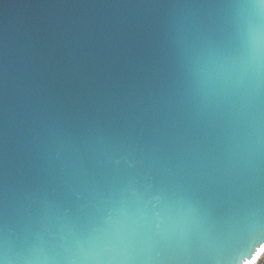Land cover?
Returning a JSON list of instances; mask_svg holds the SVG:
<instances>
[{
    "label": "water",
    "instance_id": "obj_1",
    "mask_svg": "<svg viewBox=\"0 0 264 264\" xmlns=\"http://www.w3.org/2000/svg\"><path fill=\"white\" fill-rule=\"evenodd\" d=\"M250 22L251 55L216 63L210 43L231 55ZM130 184L176 204L159 229ZM262 246L264 9L0 0L3 264H254Z\"/></svg>",
    "mask_w": 264,
    "mask_h": 264
},
{
    "label": "snow or ice",
    "instance_id": "obj_2",
    "mask_svg": "<svg viewBox=\"0 0 264 264\" xmlns=\"http://www.w3.org/2000/svg\"><path fill=\"white\" fill-rule=\"evenodd\" d=\"M225 2L226 0H209V6H215L216 4H222ZM231 2L235 3L236 6H256L264 9V0H231ZM257 43L256 30L250 22L246 34L241 38L240 46L231 55H229L226 51L229 45H226L222 41L210 43L209 49L212 54V59L216 63L223 65L225 63L235 62L242 60L246 56H250L255 50ZM127 191L136 196L138 202L143 203V207L137 209L136 218L144 219L147 216V212L145 210L150 206L152 209L151 215L156 221L155 227L157 229L160 228V225L165 220V218L171 217L173 210L176 208V204L169 202L168 197L163 189L154 191L152 186L149 185L144 189L143 193H137L136 189L130 184L127 188ZM119 203V214L127 219V202L124 199H121ZM179 207L183 209V218L192 220L197 219L198 208L196 202L192 198L181 196L179 199ZM110 220L111 212L105 218V223H109ZM262 250H264V246H262ZM254 260L255 257H253V260L248 261V264H253ZM0 264H3V261H0Z\"/></svg>",
    "mask_w": 264,
    "mask_h": 264
},
{
    "label": "built area",
    "instance_id": "obj_3",
    "mask_svg": "<svg viewBox=\"0 0 264 264\" xmlns=\"http://www.w3.org/2000/svg\"><path fill=\"white\" fill-rule=\"evenodd\" d=\"M254 264H264V257L261 255L257 258V260L254 262Z\"/></svg>",
    "mask_w": 264,
    "mask_h": 264
},
{
    "label": "trees",
    "instance_id": "obj_4",
    "mask_svg": "<svg viewBox=\"0 0 264 264\" xmlns=\"http://www.w3.org/2000/svg\"><path fill=\"white\" fill-rule=\"evenodd\" d=\"M262 257H264V251H263V253H262V255H261Z\"/></svg>",
    "mask_w": 264,
    "mask_h": 264
}]
</instances>
